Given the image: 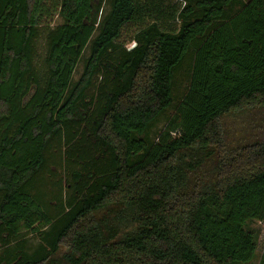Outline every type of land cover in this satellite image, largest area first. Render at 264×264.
Segmentation results:
<instances>
[{
  "label": "trees",
  "instance_id": "1",
  "mask_svg": "<svg viewBox=\"0 0 264 264\" xmlns=\"http://www.w3.org/2000/svg\"><path fill=\"white\" fill-rule=\"evenodd\" d=\"M101 2L0 0V240L42 239L0 264L250 263L246 224L264 220V0L232 13L235 0H110L102 18ZM193 45L187 91L152 141ZM74 140L85 165L66 198L43 173L54 143Z\"/></svg>",
  "mask_w": 264,
  "mask_h": 264
},
{
  "label": "rangeland",
  "instance_id": "2",
  "mask_svg": "<svg viewBox=\"0 0 264 264\" xmlns=\"http://www.w3.org/2000/svg\"><path fill=\"white\" fill-rule=\"evenodd\" d=\"M169 3H178L182 7L185 6V1L187 0H167ZM246 0H235V2L231 5L230 12L236 11L240 6L241 2ZM110 0H102L100 5L99 17H103L110 9ZM63 20L60 17L55 18L54 25L62 23ZM135 26L129 25L123 31V35L121 37V42L126 44V47H131L134 45V42L131 41V37L134 34ZM97 34V33H96ZM195 52V45L191 47L188 54L184 58V60L180 63L175 71L174 77V86H173V95H174V102L169 109H167L159 118L152 124L150 127L147 136L152 141H156L158 136L166 127V124L169 118L175 113L176 107L179 102L182 100L184 94L187 91L190 82L193 58ZM90 50L89 46L84 51L83 58L81 62L78 64L75 73L74 79L77 80L82 71L84 64L86 62V58L89 55ZM45 56V45L43 41V48L39 54V62L42 61L43 57ZM101 79L97 78L94 81L93 86L88 90V96H92L96 93L97 87L100 84ZM86 113V110L82 111ZM79 120V118H77ZM80 121V120H79ZM76 130L81 131L84 128V125H76ZM89 143V141L87 142ZM79 145L78 140L64 142L62 145H58V143H54L51 147L49 152V171L45 170L43 175L46 178L48 185L47 190L52 191H62L63 195L66 198L73 193V188L71 185L75 184L73 173L75 171H82L85 163L79 157L75 156V149ZM99 160L103 158L102 156L98 158ZM51 183V185H50ZM56 183L54 186L53 184ZM246 228L252 231L256 236L257 241V251L256 256L253 261L250 263L245 264H263L264 259V220H250L246 224ZM13 240L10 245L6 246L0 240V261L2 257L5 255V251L9 248H14L18 241L24 240L26 241V250L29 252H33L38 247L39 243H41V235L39 231H31V230H24L20 232L17 237H13ZM2 264H5L3 262Z\"/></svg>",
  "mask_w": 264,
  "mask_h": 264
}]
</instances>
